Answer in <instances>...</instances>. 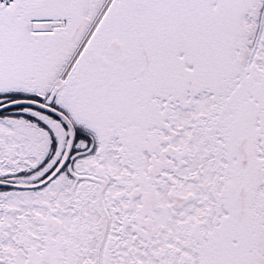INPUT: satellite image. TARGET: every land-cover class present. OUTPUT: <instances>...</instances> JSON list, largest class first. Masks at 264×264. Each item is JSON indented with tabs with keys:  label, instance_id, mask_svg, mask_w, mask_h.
I'll use <instances>...</instances> for the list:
<instances>
[{
	"label": "snow or ice",
	"instance_id": "6c2138e0",
	"mask_svg": "<svg viewBox=\"0 0 264 264\" xmlns=\"http://www.w3.org/2000/svg\"><path fill=\"white\" fill-rule=\"evenodd\" d=\"M0 264H264V0H0Z\"/></svg>",
	"mask_w": 264,
	"mask_h": 264
}]
</instances>
